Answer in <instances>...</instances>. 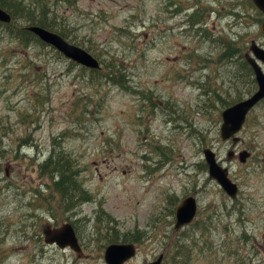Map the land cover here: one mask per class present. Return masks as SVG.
Returning a JSON list of instances; mask_svg holds the SVG:
<instances>
[{"label": "rangeland", "instance_id": "374dc122", "mask_svg": "<svg viewBox=\"0 0 264 264\" xmlns=\"http://www.w3.org/2000/svg\"><path fill=\"white\" fill-rule=\"evenodd\" d=\"M0 5L13 21L0 22V264H106L110 240L136 245L125 264L159 254L161 264H264V98L235 145L220 138L221 111L257 88L244 55L252 41L264 48V12L251 0ZM31 24L102 68L19 32ZM110 64L121 81L106 77ZM206 147L228 168L235 198L209 176ZM230 149L250 155L229 160ZM49 158L72 166L73 191L65 192L69 182L63 196L56 190L59 169L43 167ZM189 195L197 213L174 230ZM65 222L80 254L44 241L46 224Z\"/></svg>", "mask_w": 264, "mask_h": 264}, {"label": "water", "instance_id": "95a60500", "mask_svg": "<svg viewBox=\"0 0 264 264\" xmlns=\"http://www.w3.org/2000/svg\"><path fill=\"white\" fill-rule=\"evenodd\" d=\"M251 1L260 11L264 12V0ZM0 21L5 23L11 21L10 14L1 7ZM24 28L34 33L41 41L54 46L68 59L88 68L97 69L100 67L99 60L90 52L70 43L58 33L38 25H27ZM260 29L264 32V20L260 24ZM249 50L251 54L247 52L244 57L254 72L257 88L250 96L227 106L220 113V138L222 140L231 139L232 145H235L239 140L236 133L242 128L249 110L264 98V72L260 65V62L264 63V48L259 47L252 41ZM203 155L208 166L209 176L217 180L230 198H235L238 187L229 178L228 169L219 163L212 149L204 148ZM249 155L250 152L243 149L238 153L237 158L240 162H245ZM234 156V151L232 149L228 150L227 159L230 160ZM196 212L197 202L195 198L191 195L183 198L175 209L174 229L178 230L190 224ZM42 233L45 242H55L60 247L68 246L78 254L81 253V247L71 223L65 222L56 227L46 224L42 229ZM103 253L106 264H124L135 255L136 246L132 242H113L105 247ZM162 259L163 254H159L155 260L150 261L148 264H161Z\"/></svg>", "mask_w": 264, "mask_h": 264}, {"label": "trees", "instance_id": "16d2710c", "mask_svg": "<svg viewBox=\"0 0 264 264\" xmlns=\"http://www.w3.org/2000/svg\"><path fill=\"white\" fill-rule=\"evenodd\" d=\"M0 7H2V6L0 5ZM12 23H13V21L11 20L10 22L5 23V24L6 25H10ZM39 26L44 27V28L49 30V28L45 24H39ZM19 32L22 35H26L27 34L29 36L36 37L32 32L27 31L23 27L21 29H19ZM99 64H100V67L97 68V69H94V68H88V69L90 71H92V72H98L102 68V65H101L100 62H99ZM84 68H87V67L84 66ZM113 68H114L113 64H110V65L106 66V68H105L106 69V77H108L109 79L114 81V83H116V82H118V80H120V81L122 80V75H117V74L115 75V71H114ZM228 105H226V106H228ZM49 159L50 160H45L44 161L43 167L46 164H52V165L56 166L59 169V171H58L59 175L53 181V182H55L54 184H55L56 190L63 196L64 195V189L62 188L63 187V182H69V184H67L68 189H65V192H66V194H68L69 192L73 191L72 186H74V182H77V178H76L75 173L72 172V166L70 164H66L65 161L60 160V158H49ZM67 186H66V188H67ZM75 202L76 201H74L73 199H70L68 205L73 207ZM68 205H67V207H68ZM110 242L111 243L115 242V240H110Z\"/></svg>", "mask_w": 264, "mask_h": 264}, {"label": "bare ground", "instance_id": "6f19581e", "mask_svg": "<svg viewBox=\"0 0 264 264\" xmlns=\"http://www.w3.org/2000/svg\"><path fill=\"white\" fill-rule=\"evenodd\" d=\"M10 16H11V15H10ZM11 17H12V16H11ZM261 22H262V21H261ZM261 22H260V24H261ZM27 31H28V30H27ZM33 34H34V33H33ZM34 35H35V34H34ZM35 36H36V35H35ZM36 37H37V36H36ZM37 38H38V37H37ZM249 53H250V50H249ZM81 66H82V65H81ZM87 68H88V67H87ZM252 71H253V70H252ZM253 74H254V72H253ZM47 243H50V242H47ZM52 243H55V242H52ZM55 244L58 245L57 243H55ZM59 247H60V246H59ZM64 247H65V246H64ZM103 254H104V253H103ZM135 254H136V253H135ZM134 256H135V255H134ZM134 256H133V257H134ZM130 259H131V258H130ZM128 260H129V259H128ZM128 260H127V261H128ZM127 261H126V262H127ZM148 263H149V262H148ZM148 263H147V264H148ZM124 264H125V263H124Z\"/></svg>", "mask_w": 264, "mask_h": 264}]
</instances>
